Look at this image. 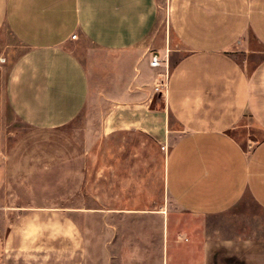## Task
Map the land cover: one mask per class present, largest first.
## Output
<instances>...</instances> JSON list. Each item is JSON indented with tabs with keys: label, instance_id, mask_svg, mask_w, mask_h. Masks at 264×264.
Wrapping results in <instances>:
<instances>
[{
	"label": "crops",
	"instance_id": "obj_1",
	"mask_svg": "<svg viewBox=\"0 0 264 264\" xmlns=\"http://www.w3.org/2000/svg\"><path fill=\"white\" fill-rule=\"evenodd\" d=\"M160 5L0 0V30L5 27L22 49L5 78L1 108L36 128L70 123L90 96L88 71L69 47L72 35L112 52L135 50L155 35ZM168 16L182 48L177 52H184L169 70L164 93L166 120L171 115L180 126L175 132H184L167 159L168 192L183 210L201 217L227 214L247 197L264 211V137L245 148L233 136L246 116L264 133V0H169ZM238 54L263 57L250 68L251 61H239ZM134 62L146 76L157 69L151 61ZM248 228V236L241 235V226L209 230L199 257L197 241L186 246L192 255L187 263L264 264V235L258 234L263 228ZM15 238L0 227V264L84 263L81 247L57 240L33 244L24 237L15 244ZM178 247L170 242L167 264L179 263L172 253Z\"/></svg>",
	"mask_w": 264,
	"mask_h": 264
},
{
	"label": "rangeland",
	"instance_id": "obj_2",
	"mask_svg": "<svg viewBox=\"0 0 264 264\" xmlns=\"http://www.w3.org/2000/svg\"><path fill=\"white\" fill-rule=\"evenodd\" d=\"M160 4L155 35L135 50L112 52L73 40L69 47L88 71L90 96L70 123L32 127L0 105V227L3 235L14 233L15 244L24 237L81 247L83 264H167V247L175 242L182 246L172 252L180 257L177 264H188L186 246L197 241L199 257L211 229L241 226L248 236V226H259L264 235V211L249 197L227 214L201 217L168 192L167 159L184 132H175L180 126L171 115L166 120L164 92L155 91L166 70L146 76L134 62L161 53L170 70L184 55L171 32L169 0ZM14 45L1 29L0 104L10 66L22 52ZM236 57L253 68L263 55ZM233 136L248 148L264 133L246 116Z\"/></svg>",
	"mask_w": 264,
	"mask_h": 264
},
{
	"label": "built area",
	"instance_id": "obj_3",
	"mask_svg": "<svg viewBox=\"0 0 264 264\" xmlns=\"http://www.w3.org/2000/svg\"><path fill=\"white\" fill-rule=\"evenodd\" d=\"M73 39L77 38V34L72 35ZM150 65L153 67H163L166 70V82H160L155 86V91L166 92L168 87L169 61L168 56H161L159 53H153Z\"/></svg>",
	"mask_w": 264,
	"mask_h": 264
},
{
	"label": "trees",
	"instance_id": "obj_4",
	"mask_svg": "<svg viewBox=\"0 0 264 264\" xmlns=\"http://www.w3.org/2000/svg\"><path fill=\"white\" fill-rule=\"evenodd\" d=\"M257 63V62H256ZM256 63L255 64H253L254 66L256 65ZM249 64H252V62H249Z\"/></svg>",
	"mask_w": 264,
	"mask_h": 264
}]
</instances>
